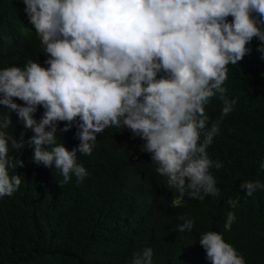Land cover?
<instances>
[{
    "label": "clouds",
    "instance_id": "obj_1",
    "mask_svg": "<svg viewBox=\"0 0 264 264\" xmlns=\"http://www.w3.org/2000/svg\"><path fill=\"white\" fill-rule=\"evenodd\" d=\"M23 3L49 67L29 59L22 67L0 69V105L15 111L24 128L34 133L27 141L33 162L54 166L64 184L72 176L82 182L88 172L77 154L91 155L97 134L105 129L126 127L133 138L145 141L143 152L176 194L175 205L185 196L203 201L220 195L211 170L223 163L211 159L208 148L237 103V96L231 91L230 99L224 87L236 74L227 75V66L251 51L254 37L261 41L257 50L264 59V0ZM213 98L222 102L215 122L206 111ZM39 107L44 113L37 122ZM59 122H67L62 132L76 124L80 144L71 151L57 143ZM10 124V116L3 117L0 129ZM23 137L22 132L19 142L11 138L14 149H23ZM8 141L0 131V198L17 192L23 179L8 171L24 166L23 160L9 158ZM259 167L264 170V162ZM239 189L250 197L264 190V183L243 181ZM252 218L264 224V198ZM178 219L183 223L176 231L193 230L192 218ZM235 219L229 212L226 226ZM199 244L212 264H246L221 233H201ZM132 264H153V249L135 253Z\"/></svg>",
    "mask_w": 264,
    "mask_h": 264
},
{
    "label": "trees",
    "instance_id": "obj_2",
    "mask_svg": "<svg viewBox=\"0 0 264 264\" xmlns=\"http://www.w3.org/2000/svg\"><path fill=\"white\" fill-rule=\"evenodd\" d=\"M25 7L23 0H0V69L22 67L29 59L49 67ZM260 44L254 37L251 51L236 65L227 66V75L236 74L224 87L230 99L231 91L237 96V103L220 122V133L208 148L210 158L223 163L211 170L220 195L203 201L185 196L175 205L176 194L167 189L166 178L143 152L145 141L133 138L126 127H109L97 134L92 154H77L88 175L79 183L72 176L64 184L54 166L32 161L33 149L27 141L34 133L24 128L15 111L0 105V122L3 117L11 119L8 128L0 129L9 138V158L24 162L23 167L8 169L10 175L23 176L19 190L0 198V264H132L134 254L149 247L153 264H212L199 244L200 234L208 231L221 233L246 264H264V224L252 218L264 190L249 197L239 189L243 181L264 183V170L259 167L264 162ZM221 108L218 98L211 99L206 108L211 122L220 119ZM43 113L39 107L34 119L39 122ZM66 123L58 124L57 143L71 151L80 140L75 123L60 131ZM22 132L25 145L18 151L11 138L19 142ZM229 212L236 219L226 226ZM180 216L193 219L191 232L176 231L183 223Z\"/></svg>",
    "mask_w": 264,
    "mask_h": 264
}]
</instances>
